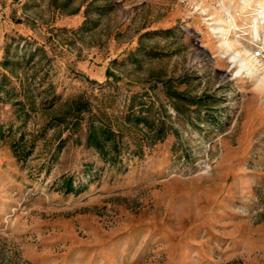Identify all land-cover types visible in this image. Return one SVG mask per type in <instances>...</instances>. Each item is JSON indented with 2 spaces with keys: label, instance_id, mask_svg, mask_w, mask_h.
Masks as SVG:
<instances>
[{
  "label": "rangeland",
  "instance_id": "obj_1",
  "mask_svg": "<svg viewBox=\"0 0 264 264\" xmlns=\"http://www.w3.org/2000/svg\"><path fill=\"white\" fill-rule=\"evenodd\" d=\"M262 12L264 0H0V264H264ZM167 80L206 105L180 114ZM79 96L115 125L140 96L167 135L112 167L85 144L87 114L76 130L47 126Z\"/></svg>",
  "mask_w": 264,
  "mask_h": 264
},
{
  "label": "trees",
  "instance_id": "obj_2",
  "mask_svg": "<svg viewBox=\"0 0 264 264\" xmlns=\"http://www.w3.org/2000/svg\"><path fill=\"white\" fill-rule=\"evenodd\" d=\"M10 60L5 59L3 65L7 66ZM175 80H167L163 83L166 96L172 101L173 107L180 114L185 113L190 107L205 106L203 98L190 97L174 89ZM49 88L45 89L47 92ZM28 93H27V92ZM25 96L29 95V88L25 90ZM56 97L53 95L49 102H45V108L51 109L55 105ZM47 101V100H46ZM30 103L33 101L30 99ZM22 107V106H21ZM152 103H147L140 96H132L125 113L117 119V125L110 121L102 111L93 112L90 102L84 97H77L65 101L64 109L60 114L50 117L47 126L65 125L67 128L78 129L87 114L85 122V144L112 167L122 166L124 155L139 156L144 148L151 147L157 142H162L167 135L168 126L154 115ZM18 153L17 147L14 148ZM63 187L72 192L71 182L64 183Z\"/></svg>",
  "mask_w": 264,
  "mask_h": 264
},
{
  "label": "built area",
  "instance_id": "obj_3",
  "mask_svg": "<svg viewBox=\"0 0 264 264\" xmlns=\"http://www.w3.org/2000/svg\"><path fill=\"white\" fill-rule=\"evenodd\" d=\"M243 35H247V33L243 32ZM251 45L254 47V51L251 50V55L259 60L258 65H261L264 62V36H261L259 31H257V38L252 36Z\"/></svg>",
  "mask_w": 264,
  "mask_h": 264
},
{
  "label": "bare ground",
  "instance_id": "obj_4",
  "mask_svg": "<svg viewBox=\"0 0 264 264\" xmlns=\"http://www.w3.org/2000/svg\"><path fill=\"white\" fill-rule=\"evenodd\" d=\"M261 16V19H262V21H264V12H262L261 14H260ZM255 35H257V31H256V33H255ZM224 40H225V44H226V46L229 48V49H232V46H230L229 45V42H228V40H229V38L227 37V36H225L224 37ZM231 58H232V60L234 61V62H236V63H239V65H240V70L239 71H241L242 69H245L246 68V59L245 58H243V56H241V54L239 53V52H235L234 54H232V56H231ZM250 62V61H249ZM248 67H249V69H251V70H249V73L250 74H253L252 73V66H251V63H249V65H248ZM247 67V68H248ZM238 71V72H239ZM263 81V78L260 80V82H262Z\"/></svg>",
  "mask_w": 264,
  "mask_h": 264
}]
</instances>
